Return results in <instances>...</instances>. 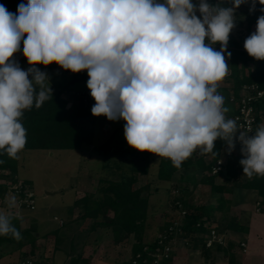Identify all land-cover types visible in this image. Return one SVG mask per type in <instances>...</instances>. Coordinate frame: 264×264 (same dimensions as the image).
<instances>
[{
  "label": "clouds",
  "instance_id": "9594fccd",
  "mask_svg": "<svg viewBox=\"0 0 264 264\" xmlns=\"http://www.w3.org/2000/svg\"><path fill=\"white\" fill-rule=\"evenodd\" d=\"M248 2L220 7L207 0H27L18 14L0 4V150L16 158L24 148V110L52 97L48 76L36 65L55 63L73 73L87 70L92 115L126 121L125 139L136 150L169 158L179 168L197 148L211 151L221 139L234 149L239 140L244 174L264 175V125L253 136L237 137L238 125L226 118L217 92L228 72L235 11ZM257 2L264 6V0H251L250 12ZM21 40L27 71L10 59ZM244 48L264 60V14ZM15 204L13 196L8 207ZM12 218L0 213V235L19 239Z\"/></svg>",
  "mask_w": 264,
  "mask_h": 264
},
{
  "label": "trees",
  "instance_id": "16d2710c",
  "mask_svg": "<svg viewBox=\"0 0 264 264\" xmlns=\"http://www.w3.org/2000/svg\"><path fill=\"white\" fill-rule=\"evenodd\" d=\"M193 2L198 4L199 0H193ZM207 2L213 6H233V0H207ZM20 3L22 0H0V4L16 14H18L17 6ZM250 6L251 0L236 9L235 27L229 35L227 51L231 52V57L226 55V63L228 69L232 68L233 70L228 76L233 78L234 83L230 89H227L225 100L228 102H230L231 95L239 96L246 83L255 82L264 90V60H257L249 56L244 48L245 39L253 33V26L257 24L258 17L264 14L259 10L264 6L257 2L256 10L252 12H250ZM196 14L198 17L200 16L199 12ZM206 43H208L207 40ZM20 46L23 48V40ZM212 46L217 51L221 47L219 43ZM247 67L249 71L245 73L244 70ZM77 79L88 80L87 71L83 70L71 82ZM71 82L57 91H52V97L46 100L40 108H36L33 104L30 109L24 110L21 123L26 129V144L22 150H84L94 144L101 116H93L91 113L95 100L91 97L90 90L87 87L75 88ZM39 90V86H36L37 93ZM218 90L217 88V92ZM222 91L223 89L218 93L220 94ZM232 104L235 105L236 112L237 106L235 103ZM235 112L233 115H225L226 118L234 120ZM255 114L257 122L252 136L264 119V95L255 103ZM112 135L104 142L105 152L112 150L110 149ZM236 136L238 137V132ZM227 146L228 144L224 140L217 139L213 150L204 151L197 148L177 168L169 158L147 151L140 152L129 146L124 139L122 145L119 146L120 160L118 159V163L104 162L105 166L113 165L119 169L120 176L118 178L100 177L96 190L86 192L78 201V204H84L82 215L76 221L65 220L61 227L47 232L45 235L55 238L56 248H62L63 243L71 239V242L68 241L71 245L68 250V261L65 264H90V257L86 255L85 251L87 241L93 232L103 230L110 232V243L114 248L125 241L133 240L127 259L119 260L117 257L112 259L106 256L107 262L103 264H154V255L160 252L161 248L159 249L158 236L154 238L151 234L148 236L150 198L152 191L154 189L158 191L161 182L166 181L170 183L168 192L171 201L169 205L174 209L176 215L171 216L169 221L159 227V233L168 230L173 225L172 235L176 237V242L195 248L199 247L210 263H213L216 252L223 251L226 256H231L229 264H241L235 252H241L244 249L242 246L235 244L227 236L225 244L215 243L212 246H207L206 237L212 229H216L220 235H226L228 230L248 231V227L241 222L239 214L230 210V202L225 194L231 193L236 187L254 189L258 193V202L264 205V175L254 174L251 178L245 177L243 166L240 163L245 157L240 152L226 157L223 171L217 174L212 173V166ZM208 154L212 155V160L209 162L206 160ZM19 155L20 152L17 153L16 158H10L3 150H0V161H3L0 163V180L8 179L11 182L20 180L18 175ZM154 168L156 169L154 170ZM182 169L190 172L174 181V175ZM198 170H201L200 183L209 186L210 192L223 194L219 197L217 205L212 206L208 202L192 203L190 196L192 186L196 185L194 180ZM221 173L226 175V181L223 184L216 181ZM141 175L155 178L154 185L151 182L137 185ZM24 182L33 187L32 180L24 179ZM8 192V184L0 182V197L4 198ZM183 210L186 213L181 217V223L175 224ZM217 211L221 215L216 221L213 220V217ZM7 214L13 217L12 224L19 231L20 238L16 239L12 234L0 235V246L11 244L14 248L20 249L30 245L31 250L27 257L33 255L39 238L36 221L31 219L29 225L22 228L23 215ZM63 229L64 232H71L65 234ZM118 253L120 256L121 252ZM139 254H141L140 257ZM173 254L174 250L170 258L160 261V264H173ZM45 260L52 261L49 257H46Z\"/></svg>",
  "mask_w": 264,
  "mask_h": 264
},
{
  "label": "rangeland",
  "instance_id": "374dc122",
  "mask_svg": "<svg viewBox=\"0 0 264 264\" xmlns=\"http://www.w3.org/2000/svg\"><path fill=\"white\" fill-rule=\"evenodd\" d=\"M10 59L16 61L22 70L27 71L30 67L27 59L23 56V48L21 46L20 50ZM36 67L41 72L47 74L49 79L48 86L51 88V91H57L60 88L67 86L75 76L82 72L73 73L70 70L61 68L55 63L48 66L38 64ZM31 78L32 77L30 76L29 79ZM87 81L88 80L77 79L74 82H71V85L75 88H86ZM226 94L227 89L220 93L224 99ZM226 104L230 103L226 101ZM125 123L126 121L122 119L109 121L105 116H101L99 124L97 125L94 144L84 150L66 149L48 151L45 149H28L20 151L18 175L20 180H32L33 188L36 193V207L35 209H16V211L14 209L15 207L9 208L8 200L13 197V195L8 192L4 198L0 197V213L5 214L11 211L17 214L20 213L23 217L34 219L39 232H42L43 228H47V231L50 232L61 227L60 219L63 218L66 220L68 205L71 203L76 191L82 190L83 192H93L97 188V183L100 177L118 178L120 176L119 169L113 165L105 166L104 162L109 161L116 164L120 160L119 146L122 145V141L125 139ZM109 124L111 126H109ZM106 127L110 128L106 129ZM111 135L110 149L112 150L105 152L103 148L104 142L109 139ZM52 152L55 153L53 154ZM154 180L155 178L153 177L150 178L147 175H141L137 185H144L147 182L153 183L155 182ZM10 181L11 180L8 179L0 180L2 183H9ZM167 185L168 183L166 181L161 182V187L158 191H155L154 187H152L154 190L152 191L151 198L154 203L149 209V226L147 228L148 236H150V234L153 235L155 232L153 229L167 218L166 216L168 213L167 211H164L166 205L171 201L170 195H168V190L166 189ZM202 190L203 187L201 185L197 186V190H194L193 188V191H195V197H193V199L191 198L193 204L203 200L204 195L201 196L202 198L196 196V193L198 191L202 192ZM48 192H53V194H49ZM164 202L165 205H163ZM56 216H58V219H55ZM43 234L44 232H42V235ZM89 239L91 240L90 243L86 245L85 251L86 255L90 257V264L106 263V256L111 257L112 259H115V257L119 260L127 259L133 241L132 239L131 241H125L120 246L114 248L112 246L113 244L110 243L111 234L107 230L93 232ZM101 244L102 246H100ZM44 245L46 248L53 246V240H47ZM9 247L10 244H3L0 247V255L4 251H7ZM62 248L63 250H69V243L65 241ZM118 252H121V257ZM41 254H36L35 256L43 258L47 257L44 252L42 255ZM31 256L32 255H29V257ZM6 260L10 261L12 260V257H6Z\"/></svg>",
  "mask_w": 264,
  "mask_h": 264
},
{
  "label": "crops",
  "instance_id": "0c3cea01",
  "mask_svg": "<svg viewBox=\"0 0 264 264\" xmlns=\"http://www.w3.org/2000/svg\"><path fill=\"white\" fill-rule=\"evenodd\" d=\"M256 26L257 24L253 26V32L256 31ZM232 71H233L232 68L228 69L227 75L223 78V80L217 83V88L219 90L231 88V86L234 83V80L231 76H228V75ZM248 71L249 69L247 67L244 70V72L247 73ZM224 107L228 109V112L225 113V115L227 114L233 115V113L235 112V105L232 103L226 104L225 99H224ZM260 125H264V119ZM109 126L111 125L109 124ZM107 127L106 129L110 128V127L109 128ZM52 153L54 154L55 152H52ZM206 160L207 162L212 160V155L208 154L206 156ZM155 169L156 168H154V170ZM189 172H190L189 170L182 169L174 175L173 180L176 181L180 176L186 175ZM244 176L247 177L246 174H244ZM200 179H201V170H198L195 175V180H194L196 182V185L192 186V193H191L190 198L193 199V197H195L194 196L195 191H193V188L194 190H197V186L201 185L203 187V190L202 192L198 191L196 193V196H200V197L203 195L204 196H203V200L197 203L199 204V203L208 202L212 206L217 205L219 197H221L223 194L217 193V192H210L209 186L200 183ZM216 181L217 183H221V184L225 183L226 181L225 173H221L216 178ZM167 183L168 185L166 186V189L168 190L170 183L169 182ZM85 194L86 192H83L82 190L76 191V194L72 198V201L68 205V208H67L68 209L67 211L68 213L66 215L67 221L69 220L76 221V219L82 215L83 210H84V204L83 203L78 204V201ZM168 195H169V192H168ZM225 196L226 198H228L230 202L229 203L230 210L232 212L238 213L241 222L248 227V231L246 232L234 231V230H228L226 232L227 238L233 241L235 244H239L240 246L242 242L246 244V251H244L243 249L241 252L240 251L235 252L236 256H238V261L240 260L241 264H264V211L258 210L257 191L254 189L236 187L233 189L231 193L225 194ZM153 203L154 201L151 198V207ZM163 205H165V202L163 203ZM166 211L168 213V215L166 216L167 218L166 220L162 221V223H159L155 229H153L155 231L153 234V238L156 237L158 233L160 232L159 227L163 225L164 223H166L167 221H169L171 219V216L176 215V212L169 204L166 205L164 212ZM19 215L22 216V214L20 213ZM220 215L221 213L217 211L213 217V220L217 221ZM55 219H58V216H56ZM30 220L31 219L24 217V220L22 222V228L27 227L30 223ZM64 221L65 219L63 218L60 219V222H61L60 226L63 225ZM42 232H44L43 235H42ZM42 232L40 231L38 233L39 238L36 242V248L34 250V255L32 256H35L36 254L38 255L41 253L43 254L44 252V254L47 257H49L53 261L54 264H65L68 261V249L63 250V248H56L55 238L45 235L48 232L47 228H43ZM70 232L71 231L69 232L65 231L64 233L66 234ZM47 240H53L54 245L46 248L44 244L46 243ZM90 240L91 239L87 241V245L90 243ZM68 241L71 242V239ZM100 246H102V244ZM30 250H31L30 245H27L25 247L18 249V248H14L10 244V247L8 248V250L4 251L0 255V264H20L22 260L27 258L28 256L27 254ZM173 250H174V254L172 258L173 264H229V260L231 258V256H226V254L223 251H219V252H216L213 263H210L209 260L206 259V256L202 254L199 247L195 248L191 246H186L185 244L179 243V242L175 243ZM6 257H12V260L7 261Z\"/></svg>",
  "mask_w": 264,
  "mask_h": 264
},
{
  "label": "built area",
  "instance_id": "2783aa9c",
  "mask_svg": "<svg viewBox=\"0 0 264 264\" xmlns=\"http://www.w3.org/2000/svg\"><path fill=\"white\" fill-rule=\"evenodd\" d=\"M22 3H27V0H22ZM264 95V90L260 88V86L255 83H246L241 91L239 96L231 95L230 102L235 103L237 106V111L234 115V120L238 125V136L240 132L247 134L249 137L252 136L255 125L257 122V117L255 114V103L262 98ZM234 149L229 148L227 146L223 151L219 159L212 166V173H219L224 170V165L226 161V157L230 156L233 153L241 152L242 144L239 140H235ZM242 156H244L242 154ZM8 184V190L11 195L16 198L15 211L20 210L22 208L27 209H35L36 207V193L32 186L27 185L23 180H19L17 182H6ZM258 210H262L264 205H261L259 202L257 203ZM13 213V212H8ZM185 210L181 212V216L179 220L175 222V224L181 223V217L185 214ZM173 225L169 227L168 230L159 233L158 243L159 249L161 251L155 253L154 264H160V261L166 260L170 258L172 255V251L174 249V245L176 243V237L173 236ZM215 243L225 244L226 243V235H220L216 229H212L207 237L206 244L207 246H212ZM161 246V247H160ZM241 246L244 247V251H246V244L244 242L241 243ZM139 257L141 254L138 255ZM136 262V260H134ZM20 264H54L52 261L45 260L43 257L31 256L22 260Z\"/></svg>",
  "mask_w": 264,
  "mask_h": 264
},
{
  "label": "water",
  "instance_id": "95a60500",
  "mask_svg": "<svg viewBox=\"0 0 264 264\" xmlns=\"http://www.w3.org/2000/svg\"><path fill=\"white\" fill-rule=\"evenodd\" d=\"M49 194H53V192H48Z\"/></svg>",
  "mask_w": 264,
  "mask_h": 264
}]
</instances>
